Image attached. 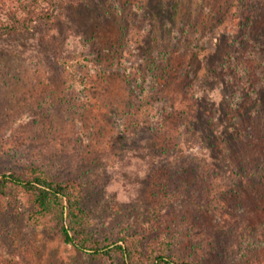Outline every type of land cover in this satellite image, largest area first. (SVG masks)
I'll return each mask as SVG.
<instances>
[{
	"label": "rangeland",
	"instance_id": "obj_1",
	"mask_svg": "<svg viewBox=\"0 0 264 264\" xmlns=\"http://www.w3.org/2000/svg\"><path fill=\"white\" fill-rule=\"evenodd\" d=\"M28 1L0 0V18ZM54 14L0 37V174L82 183L72 233L139 235L197 264H264V188L228 189L229 155L208 140L255 41L243 0H85ZM140 76L153 109L127 87ZM36 208L22 186L0 195V264H124L63 242Z\"/></svg>",
	"mask_w": 264,
	"mask_h": 264
},
{
	"label": "trees",
	"instance_id": "obj_2",
	"mask_svg": "<svg viewBox=\"0 0 264 264\" xmlns=\"http://www.w3.org/2000/svg\"><path fill=\"white\" fill-rule=\"evenodd\" d=\"M84 1L29 0L24 5L23 14L11 12L6 18H0V37L27 32L38 21H52L58 6H78ZM243 12L247 18L246 25L252 22L249 33L255 41H251L253 44L246 61L232 69L239 73L230 74L226 80L225 117L221 122L218 118L213 123L211 138L208 139L212 142L211 147L228 153L227 169L219 178L224 181L226 177L223 184L238 191L255 185L264 188V0H243ZM85 57L88 59L89 56ZM209 75L203 80H218L216 75ZM146 82L147 78L140 76L137 81L127 83L133 92L144 90L139 94V103L144 111L154 107L151 88ZM220 125L223 126L221 131L217 129ZM11 184L24 187L34 198L35 214L41 218L52 215L63 242L77 249L107 258L119 255L124 264H197L171 253L167 243L162 241L146 248L139 235H123L117 241H110L95 240L84 232L72 233V223L82 221L85 214L82 206L85 189L78 181H58L43 171L33 172L28 177L4 173L0 174V195L6 194ZM247 191L249 189L244 192Z\"/></svg>",
	"mask_w": 264,
	"mask_h": 264
}]
</instances>
